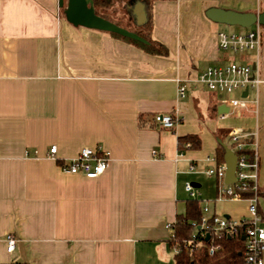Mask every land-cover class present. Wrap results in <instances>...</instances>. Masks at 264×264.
I'll list each match as a JSON object with an SVG mask.
<instances>
[{"label":"crops","instance_id":"1","mask_svg":"<svg viewBox=\"0 0 264 264\" xmlns=\"http://www.w3.org/2000/svg\"><path fill=\"white\" fill-rule=\"evenodd\" d=\"M211 6L260 12L264 0H155L151 35L167 56L70 24L57 0H0V262L173 264L166 224L184 211L187 175L212 165L205 157L219 131L222 141L233 128L255 131L264 188V27L257 54L236 59L254 64L261 80L243 105L228 107L191 80L177 95L176 77L228 59L216 45L218 23L204 14ZM157 113L179 120L162 127ZM185 134L200 146L178 155ZM95 145L109 152L99 176L60 169ZM8 233L16 239L10 252Z\"/></svg>","mask_w":264,"mask_h":264},{"label":"built area","instance_id":"2","mask_svg":"<svg viewBox=\"0 0 264 264\" xmlns=\"http://www.w3.org/2000/svg\"><path fill=\"white\" fill-rule=\"evenodd\" d=\"M260 24L253 23L240 31H223L216 33L217 48L223 52L238 53L244 56L251 51L257 54L260 47ZM244 54V55H243ZM193 81L202 85L208 91L217 95L222 100V94H233L238 92V97L231 96L225 104L228 107H238L243 105L248 98V92L256 88L261 81L255 74V68H252L250 62L245 60H235L228 58L224 62L208 64L196 71L192 79L175 78L177 83V95L183 97L186 92L188 81ZM246 90L245 94L243 91ZM155 123L162 127L172 128L177 122L178 117L174 113H157L153 116ZM255 131L246 129H230L227 133L228 147L236 156L234 176L235 180L225 183L224 162L215 163V156H206V161H211L212 165L204 169L208 177L216 180L215 200L222 199H244L246 200V214L240 218L225 217L224 214H218L210 211L208 203L201 205L199 223L184 245L191 248L206 247L208 254H212L219 248V244L212 243L220 232L236 233L238 227H242L241 237H243V260L244 264H264V224L257 213L258 194L257 184L258 176V156L256 153ZM190 143L184 141L181 144L177 142L178 155L183 154L188 149ZM47 156L50 159L56 158V145L51 144L47 149ZM152 154L155 151L152 150ZM109 161V152L100 145L93 147L83 146L77 153L69 158L67 162L60 163V169L80 174L86 178H96L107 167ZM194 170V163L190 162L187 171ZM183 188L188 197L199 199L200 191L198 187L192 184V181L186 180ZM250 189L251 195L244 197L242 192ZM173 222L167 223L170 233L173 236ZM192 225H196L191 222ZM208 238L205 239V236ZM15 237L8 233L5 237L6 250L12 251ZM206 241H209L206 244ZM180 250V247L173 248L174 252Z\"/></svg>","mask_w":264,"mask_h":264},{"label":"trees","instance_id":"3","mask_svg":"<svg viewBox=\"0 0 264 264\" xmlns=\"http://www.w3.org/2000/svg\"><path fill=\"white\" fill-rule=\"evenodd\" d=\"M94 12L114 23L125 27L129 30L135 31L139 35L143 36L148 40V44H143L139 41L121 36L114 32H109L110 35L120 38L124 41L134 44L140 49L150 54L167 56L168 49L160 41L154 39L151 35L152 30V5L155 0H140L145 8V20L141 24H136L134 17L128 10V4L133 0H92ZM114 2L125 3L129 20L127 23H121L120 21L112 18L107 13L106 9ZM103 31V30H102ZM145 117L140 114L138 117V126L145 124ZM157 124V123H156ZM150 125V124H149ZM155 125V124H154ZM217 137L220 140L224 137L222 132H218ZM188 141L190 143L189 148H199L200 139L195 134H185L177 137V142L182 143ZM223 148L220 143H216L215 147V163L223 161ZM250 189H245L242 192L244 197L251 195ZM258 196L264 197V188L257 189ZM201 203L199 199L186 198L184 211L175 215L174 221L171 225L173 236L168 238V243L171 249L180 247V250L173 253V264H244L243 260V240L241 239L242 227H238L236 233H227L222 231L217 237L214 238L212 243L219 244V248L216 249L212 254H208L206 247L191 248L188 245H184V242L190 237V234L197 229V224L200 218ZM257 213L260 216L262 223L264 224V212L261 211L257 205ZM194 222L196 225H192ZM209 241H206L208 244ZM0 264H29L24 260H12L9 262H0Z\"/></svg>","mask_w":264,"mask_h":264},{"label":"water","instance_id":"4","mask_svg":"<svg viewBox=\"0 0 264 264\" xmlns=\"http://www.w3.org/2000/svg\"><path fill=\"white\" fill-rule=\"evenodd\" d=\"M59 7L63 8V15L67 22L74 26H84L88 28L114 32L121 36L139 41L143 44H148V40L139 35L135 31L129 30L125 27L117 25L116 23L96 14L93 8L92 0H57ZM128 9L135 19L136 24H141L145 20V8L140 0H133L128 4ZM205 16L214 22H224L227 24H236L241 27H248L253 23H258L264 26V10L260 12L254 11H237L232 9H225L221 7L211 6L205 9ZM254 68V64H252ZM246 90L243 91L245 94ZM223 152V162L225 167L224 182L230 183L235 180L234 170L236 156L233 151L220 139ZM192 184L195 185L194 182ZM227 217V214H224ZM208 235L205 236V239ZM243 239V237H241ZM17 261L19 259H16Z\"/></svg>","mask_w":264,"mask_h":264},{"label":"rangeland","instance_id":"5","mask_svg":"<svg viewBox=\"0 0 264 264\" xmlns=\"http://www.w3.org/2000/svg\"><path fill=\"white\" fill-rule=\"evenodd\" d=\"M65 4V0H63ZM129 10V9H128ZM107 13L109 16L112 18L120 21L121 23H127L129 18V15L127 14V10L125 7V3H119V2H114L108 8L106 9ZM61 12L63 14V8H61ZM218 23V27L220 30L223 31H240L244 30L246 27H241L236 24H227L224 22H215ZM264 26L260 25V28ZM224 55L227 56V58L231 59H237L240 54L238 53H231V52H223ZM251 54H254L253 51L249 53H245V56H250ZM244 55V54H243ZM214 94V93H213ZM250 94V91L248 92V95ZM216 95V94H215ZM222 100L227 101V99L231 96L238 97V92H234L233 94H222ZM223 142L228 145V139H223ZM187 180L188 181H195L200 183V195H199V200L201 204L208 203L212 201L215 206V212L218 214H223L225 211L224 209L233 211V212H238V213H246V200L244 199H222V200H215L216 196V180L213 179L212 177H208L206 174L199 173H191L187 175ZM258 206L260 207L261 211L264 212V197L258 196ZM264 255V253H263Z\"/></svg>","mask_w":264,"mask_h":264}]
</instances>
